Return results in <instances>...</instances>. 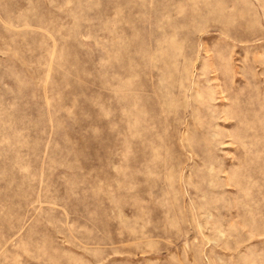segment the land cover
<instances>
[{"label":"rangeland","instance_id":"rangeland-1","mask_svg":"<svg viewBox=\"0 0 264 264\" xmlns=\"http://www.w3.org/2000/svg\"><path fill=\"white\" fill-rule=\"evenodd\" d=\"M0 264H264V0H0Z\"/></svg>","mask_w":264,"mask_h":264}]
</instances>
